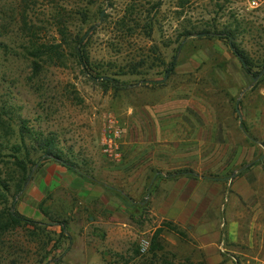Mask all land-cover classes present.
<instances>
[{
    "label": "rangeland",
    "instance_id": "obj_1",
    "mask_svg": "<svg viewBox=\"0 0 264 264\" xmlns=\"http://www.w3.org/2000/svg\"><path fill=\"white\" fill-rule=\"evenodd\" d=\"M17 2L0 0V44L5 46L0 45V108L24 120L33 131L51 134L56 148L77 169V175L92 179L93 185L107 194L103 198L113 202V208L95 201L77 204L74 200L69 206L56 204L61 213L56 216L53 212L54 220L44 215L32 220L49 225L51 221L63 222L65 227L64 235L58 239L59 227L51 224L48 230L53 234L49 235L53 241L57 239V247L52 248L51 241L40 253L50 250L47 260L53 259L55 264H140V256L146 254L153 232L162 227L158 241L164 252L176 260L188 258L195 262L204 258L192 232L151 213L146 190L149 183L155 186L157 180L162 179L160 174L153 168L145 178L131 179L135 167L127 165L128 158L138 149L130 152L120 147L127 125L146 122L154 108L178 102V105L187 103V108H193L195 124L202 122L195 110L208 109L215 129L210 131L209 143L194 146L193 158L185 159L184 155L179 158L177 169L172 164L177 153L167 147H155L156 151H166L162 169H171L160 173L166 176L188 169L199 177L217 180L214 182L225 190L223 196L231 199L233 216L239 217L238 243L229 246L236 253L232 255L233 263L264 264V193L261 192L264 188V121L262 124L258 120L264 110V72L257 80L260 81L251 85L250 75L242 70L226 41L198 39L193 33L183 40L178 37L184 31L236 28L238 47L251 59L260 60L264 56V0H66L63 5L71 14L88 6L91 23L80 27L77 16L73 15L68 30L74 35L84 33L90 24L95 26L86 53L97 70L114 72L118 67L133 65L146 57V62L150 63L154 57L150 54L152 46L164 65L174 58L175 66L167 74L155 63L146 76H109L117 81L119 87L116 88L88 78L70 61L64 67L43 69L41 83H30L29 62L15 50L12 26L3 29L7 21L2 20L3 16L9 14ZM129 6H134L150 20V38L145 39L137 30V34L124 40L116 32L114 22ZM45 17L39 19L45 20ZM40 25L41 42L58 40L52 27ZM138 71L142 73L146 67ZM164 76L166 80L161 82ZM249 109L255 114L245 118ZM183 118L177 117L171 122L183 124ZM114 127L121 132L115 143L118 156L108 157L103 144ZM12 129L16 130L15 121ZM14 139L15 136L9 142ZM149 157L148 154L147 159ZM241 177L254 190V204L234 194L231 196V184ZM116 193L135 202L134 207L123 206L125 203ZM164 223H170L176 231L162 226ZM11 240L14 247L22 246L21 250L28 251V255L19 251V264H35L39 256L37 245L27 244L21 231H16ZM142 242H145L143 247ZM136 246L137 256L134 255Z\"/></svg>",
    "mask_w": 264,
    "mask_h": 264
},
{
    "label": "trees",
    "instance_id": "obj_2",
    "mask_svg": "<svg viewBox=\"0 0 264 264\" xmlns=\"http://www.w3.org/2000/svg\"><path fill=\"white\" fill-rule=\"evenodd\" d=\"M65 1L18 0L15 8L9 14L3 16L2 20H7L3 29L8 25L12 26V37L16 44L15 50L17 54L29 62L30 76L28 80L30 83L35 81L36 85L40 84V72L43 69L64 67L68 61L76 64L78 70L88 78L113 88L119 87V85L116 80L109 78V76H146L155 63L157 65L156 67L162 68L164 74L173 70L175 66L174 58L167 65H164L162 60L157 57V50L154 46L150 48V54L154 56L150 63L146 62V57L141 58L133 65L118 67L114 72L97 70V67L95 68L91 65L88 54L86 53V45L90 40L95 26L90 24L84 33H76L74 35H71L68 30L71 27L73 15L77 16L80 27L86 25L88 22L91 23L92 18L89 14L88 6H82L71 14L70 10H65L63 5ZM88 3L91 4L92 2ZM41 10H44L45 14ZM40 16H46L45 20H40ZM149 21L148 18L145 19L143 17L141 11L135 9L134 6H129V9H125L122 16L114 22V26L116 32L120 33L124 40L135 35V31L137 30L144 35L145 39H148L150 38L151 32V23ZM43 23L54 29L58 37L57 41L41 42L38 37L41 29L40 24ZM191 33L198 39H222L226 41L232 55L241 61L242 64L239 63L241 64L242 70L247 75H250L251 79L256 77L264 68V56L260 60H253L245 51L238 47L236 38L238 37L239 31L236 28H224L211 32L207 30L198 32L184 31L178 37L183 40L191 36ZM0 45L5 48L2 43ZM144 66L146 67V71L140 73L138 69ZM101 78L105 79L101 80ZM14 121L16 126L15 131L12 129ZM14 136V141L10 143L9 140ZM45 161L59 163L72 172L78 173L77 169L65 160L61 152L56 148L55 140L51 134L43 135L41 132L33 131L27 127L24 120L19 117L15 118L12 113L4 111V108H0V264H19V251L28 255L27 250H21L22 246H18V248L14 247L15 245L12 243L11 237L16 231L23 233L27 244L35 243L37 245L39 256L35 259V264H47L50 262L55 264V260H47L51 252L50 250L43 251L44 254L40 253V251L44 250V247L49 245L51 241L55 245L52 248L57 247V239L54 241L51 239L52 236L49 234L53 233L48 228L51 224L58 226L59 234L57 237L59 239L65 233L63 222L51 221L50 225L37 223L24 218L14 210V203L23 193L31 175ZM82 177L87 181H93L86 176L82 175ZM164 178L171 180L178 178L196 180L200 178L203 181H217L212 178L199 177L188 169L176 170L171 174H167ZM152 187L153 183H149L146 190L147 196ZM116 194L129 207H134L127 197L120 193ZM44 217L49 218V220H54V218L47 215ZM162 226L170 228L171 231H176V227L171 226L170 223H164ZM161 229L162 227L157 228L153 232L146 254L140 256V264H206L204 258L195 262L188 258L176 260L171 254L164 252L163 247L158 241L159 234L162 231ZM9 250L12 254L9 253ZM10 255L11 258H9ZM134 255L137 256V246L135 247Z\"/></svg>",
    "mask_w": 264,
    "mask_h": 264
},
{
    "label": "crops",
    "instance_id": "obj_3",
    "mask_svg": "<svg viewBox=\"0 0 264 264\" xmlns=\"http://www.w3.org/2000/svg\"><path fill=\"white\" fill-rule=\"evenodd\" d=\"M178 104L175 102L162 108L156 107L149 113V119L146 122H134L130 127L127 125L124 128L120 147L130 152L138 149V155L135 153L128 158L127 165L135 167L131 179H143L146 173L154 168L162 179L157 180L147 198L151 213L162 221H169L173 225L192 232L206 264H234L232 255L236 253L229 246L238 243L237 219L239 217L233 216L231 199L227 200L223 196L224 188L220 184L205 182L200 178L196 180L165 179V174L160 173L171 169H162L166 151H156L155 147H167L170 151H175L178 155H175L173 161L175 163L172 164H175L174 168L177 169L179 158L182 159L183 155L185 159L193 158L194 146H201L210 141V131L215 129L210 122L208 109L195 110L202 121L200 124H195L193 108H187V103ZM144 113L147 114V112ZM254 114V110L249 109L245 112V118H250ZM151 115H153L152 119ZM177 117H184L185 123L171 122ZM258 117L262 123L264 110ZM183 131L184 134H182ZM139 149H141L140 153ZM148 154L150 157L152 155L149 159H147ZM145 155L146 159H144ZM158 156H162L160 160ZM231 185V196L234 194L244 202L250 201L254 204V190L244 177L236 179ZM261 192L264 193V188ZM104 195L107 194L102 190L99 191L98 185H93V181L79 177L77 173L59 163L45 161L31 175L23 193L14 203V210L24 218L39 220L42 215L49 217L55 215L53 212L57 216V213L61 212L58 211L56 204L69 206L74 200L77 204L95 201L104 207L113 208V202L104 199ZM130 202L135 205V202ZM123 206L129 207L128 204ZM123 206H119V209L122 210ZM254 209H257L256 205ZM118 225L124 226V224ZM225 245L226 248L222 247Z\"/></svg>",
    "mask_w": 264,
    "mask_h": 264
},
{
    "label": "built area",
    "instance_id": "obj_4",
    "mask_svg": "<svg viewBox=\"0 0 264 264\" xmlns=\"http://www.w3.org/2000/svg\"><path fill=\"white\" fill-rule=\"evenodd\" d=\"M120 130L117 127H114L110 130L109 132V136H107L108 138L105 140L104 144H103V151L104 153H106L108 155V157H117V153H116V147H115V143L116 141L119 139L120 137ZM145 245V242H142L141 247H143ZM144 249L141 248V251H143Z\"/></svg>",
    "mask_w": 264,
    "mask_h": 264
},
{
    "label": "water",
    "instance_id": "obj_5",
    "mask_svg": "<svg viewBox=\"0 0 264 264\" xmlns=\"http://www.w3.org/2000/svg\"><path fill=\"white\" fill-rule=\"evenodd\" d=\"M102 16V14H100V17ZM179 49V48H178ZM237 58V57H236ZM237 60L241 63V61L237 58ZM242 64V63H241ZM264 72V68L257 74V76L256 77H254V78H252L251 79V85L253 84V83H255L258 79H259V77L262 75V73ZM105 78H101V80H104ZM166 80V76H164L163 77V79H162V81L161 82H164ZM237 101H236V103H235V110H236V112H237ZM238 120L240 121V117H238Z\"/></svg>",
    "mask_w": 264,
    "mask_h": 264
}]
</instances>
